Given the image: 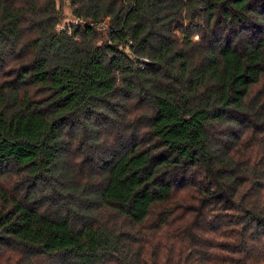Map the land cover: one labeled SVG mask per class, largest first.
I'll return each instance as SVG.
<instances>
[{
    "label": "trees",
    "instance_id": "1",
    "mask_svg": "<svg viewBox=\"0 0 264 264\" xmlns=\"http://www.w3.org/2000/svg\"><path fill=\"white\" fill-rule=\"evenodd\" d=\"M0 0V264H264V0Z\"/></svg>",
    "mask_w": 264,
    "mask_h": 264
},
{
    "label": "rangeland",
    "instance_id": "2",
    "mask_svg": "<svg viewBox=\"0 0 264 264\" xmlns=\"http://www.w3.org/2000/svg\"><path fill=\"white\" fill-rule=\"evenodd\" d=\"M58 6L63 8V14H64V17H63V20L60 26H63L64 24L69 23V22H74V23L77 22V20L72 15V11H71L70 5L67 0H58Z\"/></svg>",
    "mask_w": 264,
    "mask_h": 264
}]
</instances>
